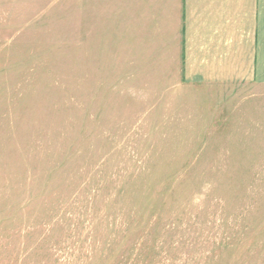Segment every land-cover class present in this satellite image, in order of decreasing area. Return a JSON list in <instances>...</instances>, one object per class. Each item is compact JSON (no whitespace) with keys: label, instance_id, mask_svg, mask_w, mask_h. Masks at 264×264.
I'll return each mask as SVG.
<instances>
[{"label":"rangeland","instance_id":"obj_1","mask_svg":"<svg viewBox=\"0 0 264 264\" xmlns=\"http://www.w3.org/2000/svg\"><path fill=\"white\" fill-rule=\"evenodd\" d=\"M88 37L0 0V264H264V100L161 98Z\"/></svg>","mask_w":264,"mask_h":264},{"label":"crops","instance_id":"obj_2","mask_svg":"<svg viewBox=\"0 0 264 264\" xmlns=\"http://www.w3.org/2000/svg\"><path fill=\"white\" fill-rule=\"evenodd\" d=\"M84 19L89 43L161 98L198 89L264 100V0H84Z\"/></svg>","mask_w":264,"mask_h":264}]
</instances>
